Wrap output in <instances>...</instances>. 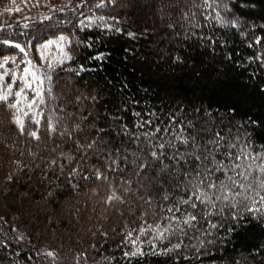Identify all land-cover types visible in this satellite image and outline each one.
<instances>
[{"label": "trees", "instance_id": "obj_1", "mask_svg": "<svg viewBox=\"0 0 264 264\" xmlns=\"http://www.w3.org/2000/svg\"><path fill=\"white\" fill-rule=\"evenodd\" d=\"M62 1L39 0L37 5V0H0V28L6 29L0 32V59L14 56L17 63L32 59L41 64L40 44L52 37L69 38L65 48L73 59L52 73L57 99L42 106L45 114L49 108L61 107L76 116L91 113L85 123L108 129L103 135L113 150H137L127 137L117 135L124 125L139 134L156 126L162 130L168 126L171 131L173 121L185 126L191 121L198 129H210L206 138L219 130L225 137L248 134L253 146L264 145V0H216L214 8L204 7L203 0H187L181 6L171 5L175 23L168 19L164 25L156 14L158 0H88L75 13L67 7L49 10L56 3H69ZM80 2L71 0L73 6ZM100 3L103 6L97 7ZM124 5L127 9L122 17ZM30 6L53 19L14 17L15 9ZM82 13L121 19L110 28L84 20L88 25L84 27L79 23ZM217 13L220 18H216ZM183 17L193 23L191 29ZM173 34L180 41L172 40ZM5 39L30 45L28 55L5 45ZM97 56L102 58L97 60ZM24 66L20 64V68ZM69 68L76 71H66ZM74 92L82 97L79 103ZM74 120L68 121L69 128ZM141 120H152L153 124L136 128ZM25 124L22 135L12 123L10 111L0 105V264H53L52 258L44 255L48 251L56 253L54 264H75L80 253L87 255L86 262L82 257L80 264H264V218L243 213V219L233 221L228 209L223 217L201 221L199 231L189 229L177 251L151 254L148 235L139 237L144 241L139 246L145 255L125 256L134 250L126 243V233L140 228L144 220L155 223L152 213H160L161 206L172 201H163L162 192L153 185L147 193L154 197L151 207L138 198L141 193L124 195L127 203H106L110 184L119 189L120 181L132 178L123 162V171H106L104 158L91 154L87 160L80 158L75 136L69 139L49 133L44 120L37 126L25 118ZM37 128L38 141L27 135ZM143 141L141 135L139 143ZM65 156L75 159L69 162ZM93 166L109 179H95ZM74 167L80 171L70 176ZM156 167L154 164L153 169ZM23 192L29 196L24 197ZM68 199L70 204L64 208L62 204ZM35 201L47 208L27 207ZM145 211L148 216H143ZM58 214L65 217L59 219ZM208 221L220 227L212 229ZM206 231L212 235H205ZM178 242L174 236L170 243H154L159 252Z\"/></svg>", "mask_w": 264, "mask_h": 264}, {"label": "snow or ice", "instance_id": "obj_2", "mask_svg": "<svg viewBox=\"0 0 264 264\" xmlns=\"http://www.w3.org/2000/svg\"><path fill=\"white\" fill-rule=\"evenodd\" d=\"M87 2L88 0H81L79 4L73 6L69 0L64 7L70 8L75 13L78 8L86 6ZM112 2L114 3L115 0ZM215 4L216 0H203V6L206 8H214ZM37 5H39V0H37ZM102 6L103 3L97 4V7ZM216 18H220L218 13ZM43 19L52 20L53 17L44 16ZM98 19L104 21L105 17L101 16ZM79 23L81 26H88L85 25L84 20ZM231 23L234 25L235 21ZM23 27L27 28L28 25L25 24ZM106 27H111V25H106ZM3 31L6 29L0 28V32ZM2 42L19 49L25 56L28 55L27 48L30 45L22 46L8 39ZM68 43H70L68 37L59 36L56 40H47L40 44L37 52L41 64L35 63L32 59L21 60L17 63L14 56H5L0 59V105L10 111L12 123L22 135L25 134V118L29 124L37 126L44 120L49 133L67 136L69 139L76 137L73 142L81 153V159L87 160L90 154L97 158H104L106 171L111 172L123 171L120 167L123 162V167L129 169L132 178L120 181L119 189L112 188L110 184L111 191L106 203H127L124 195L132 193L135 196L141 193L138 198L151 207L154 197L147 193L153 185L162 192L163 201H172L167 207L161 206L160 213H152L156 217L155 223L149 224L147 220H144L140 228L126 233V243L132 245L134 250L125 252V256L145 255L139 246L144 241H140L139 237L148 235H151V239L146 242L152 247L151 254L168 255L177 251L181 249L182 237L188 235L189 229L196 228L199 231L197 226L201 221L211 216L223 217L225 209H228L233 221L243 219V213H250L253 218H264V145L253 146L248 134L225 137L217 130L206 138L205 133H208L210 129H198L191 121H188L186 126L183 122L176 125L173 121L171 131L168 126L163 130L156 126L151 131L139 134L130 132L124 125L117 135L127 137L136 145L137 150L130 151L122 147L113 150L103 135L108 129L85 123L91 113L76 116L75 113L67 112L61 107L49 108L48 113L45 114L42 106L46 107L49 101L57 99L53 95L52 73L57 67L63 66L66 61L73 59L71 54L65 50V45ZM53 48L56 50L55 55L52 52ZM101 58V56L95 57L97 60ZM9 64L16 65V67L9 68ZM20 64L25 66L20 68ZM42 65H46V68ZM83 70V66H80V71ZM66 71H76V69L69 68ZM28 93L32 94L31 98ZM81 99V96H77L76 102L79 103ZM92 99L95 100V97L93 96ZM134 115L139 116L140 114L134 113ZM73 120L69 128L68 121ZM145 124L152 125L153 121L141 120L135 124V127L143 128ZM186 128L192 131H186ZM89 132L91 134L85 135ZM27 135L33 140L41 139L38 128L29 130ZM141 135L144 137L142 144L139 143ZM61 155L65 154L61 153ZM65 158L69 162L75 159L72 156H65ZM50 163L55 165L56 161L52 160ZM154 164L157 165L155 169H153ZM60 167L63 168V165ZM93 167L95 179L106 181L109 179L98 167ZM79 171V167H74L69 175L74 176ZM134 183L135 188H133ZM118 191L123 195H118ZM176 213L181 215L177 216ZM148 215L147 211L143 213V216ZM208 222L212 229L220 227L217 223ZM228 231L232 229L229 228ZM134 232L136 233L135 238H133ZM204 234L212 235L209 231ZM174 236L180 242L161 248L159 252L156 251L155 241L168 240L170 243V238ZM208 242L212 243L211 240ZM202 245L203 241H201ZM192 247L197 246L192 245ZM44 255L52 258L54 264L55 252L48 251ZM82 257L86 262V253H80L75 258V264H80Z\"/></svg>", "mask_w": 264, "mask_h": 264}, {"label": "rangeland", "instance_id": "obj_3", "mask_svg": "<svg viewBox=\"0 0 264 264\" xmlns=\"http://www.w3.org/2000/svg\"><path fill=\"white\" fill-rule=\"evenodd\" d=\"M66 1H68V0H64L62 2H66ZM140 1H146V0H140ZM184 2H187V0H171V2H168V3L165 2V1H162V0H160V1L158 0L157 1L158 6H157L156 14L159 16L160 20H162L160 25H164L166 23V20H168V19L171 20V13H170V10H169L171 5L172 6H178V5L181 6L182 5L181 3H184ZM65 5H66V3H62L61 5L56 3L55 6L49 7V10H51L52 8H55V9L56 8H60V9L63 8V9H65L66 8V7H64ZM124 6H125V9L123 10L124 13L121 15L122 17L125 16V11L127 9V6L126 5H124ZM19 9H20L19 11H16V13H14V17H17L20 20H27L26 17L29 19V18H34V17L42 18L44 16L43 12L36 11L37 7H35V6H30V7L23 8V9L19 8ZM15 10H17V9H15ZM148 15H150V17H149L150 19H153L150 13ZM82 16H83V18H82L83 20H88L89 22L91 21V23L94 22V24L100 25L101 27H106V25H111V26L114 27L116 25V23H119V20L121 19L120 16L109 15V14H107L105 16V20L104 21H100L98 19L99 17H101L100 15H96V14H93V13H82ZM183 19H184V17H183ZM184 21H185L186 25L188 26V28L191 29V26L193 25V23L191 21H187L186 19H184ZM171 22L173 24L175 23L174 20H171ZM157 27H159V26H157ZM107 28H110V27H107ZM58 37H52V38H49L48 40H56ZM172 40L180 41L179 38L177 37V34H173L172 35ZM65 50H66V48H65ZM52 52H53L54 55L56 54L55 48L52 49ZM42 67H45V66L42 65ZM64 86H65L66 89L68 88V84H65ZM74 94H75L74 96H78L77 92H74ZM28 95L31 98L32 94L28 93ZM23 195H24V197L29 196V192H23ZM49 198H50V195H49ZM69 201H70V199H68L67 201L63 202L62 206L64 208H67L68 207L67 204H70ZM37 203L38 202L35 201V204L27 205V207L31 209V207L40 205L39 206L40 209L47 208V205H43L41 203L37 204ZM57 217L60 219V218H63L65 216L63 214H60V215L58 214ZM73 221H71L72 224H73ZM80 221L82 222L84 220L81 219ZM2 262L3 263H7L5 260H2Z\"/></svg>", "mask_w": 264, "mask_h": 264}]
</instances>
